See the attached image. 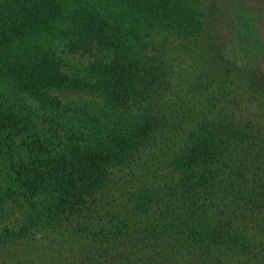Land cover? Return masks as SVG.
Here are the masks:
<instances>
[{
    "label": "trees",
    "instance_id": "obj_1",
    "mask_svg": "<svg viewBox=\"0 0 264 264\" xmlns=\"http://www.w3.org/2000/svg\"><path fill=\"white\" fill-rule=\"evenodd\" d=\"M199 10L194 0H0V207L25 214L0 231V251L59 231L67 264H264V153L252 151L264 140V76L233 87L248 94L234 121L168 97L173 47L201 33ZM57 40L96 58L66 71ZM163 139L170 156L146 169ZM154 173L161 184H149ZM126 176L124 212L104 211Z\"/></svg>",
    "mask_w": 264,
    "mask_h": 264
},
{
    "label": "rangeland",
    "instance_id": "obj_2",
    "mask_svg": "<svg viewBox=\"0 0 264 264\" xmlns=\"http://www.w3.org/2000/svg\"><path fill=\"white\" fill-rule=\"evenodd\" d=\"M194 1L199 4V11L202 12L199 17L201 33L195 40L176 39L170 60L173 69L169 79L168 97L170 100L179 98L182 102L185 101L181 105L185 107L188 99L186 96H192L198 103H204L205 108L213 109L207 112L212 120L234 121L237 118L236 111L240 107L246 109L248 94L233 87H240L242 83L248 85L250 81L264 76V0ZM223 31L230 32L231 36L229 34L221 36ZM53 46L65 59L64 63L67 64L63 69L66 71H70L74 66L78 69L87 67L96 58L88 54L62 52L64 41L61 40L55 41ZM226 51L230 54H226ZM104 56L102 55L103 58H107ZM255 59L262 60L260 71L254 70L250 64ZM213 81L214 84L221 82L226 84H219L212 92ZM263 90L255 89L262 98ZM63 95L68 100L87 101L89 105L95 107L102 104V98L79 91H66ZM181 106L177 108L179 111H183ZM260 115L264 122V113ZM175 135H179L181 140L182 133L179 128L174 130L173 139ZM168 141L163 139L156 149H151L148 155L146 154L148 157L146 169H154L170 156L167 150ZM261 141L263 144H255L253 152L260 149V153H264V140ZM149 177L150 185L162 183L157 173H154V176L150 174ZM126 178L127 176L122 183L125 184L124 187L113 188V193L105 197L102 206L104 211L109 208L122 211L127 207L130 183ZM24 217L23 211L12 203L4 204V207H0V231L18 228L22 225ZM63 240L65 245L69 243L68 238L64 239L57 231L48 234L44 240H31L26 246L4 248L0 251V264H67L66 257L57 247V242ZM82 242L86 244L84 239Z\"/></svg>",
    "mask_w": 264,
    "mask_h": 264
}]
</instances>
